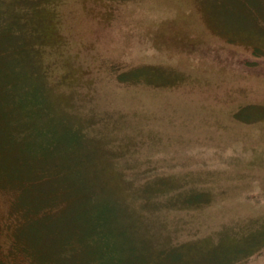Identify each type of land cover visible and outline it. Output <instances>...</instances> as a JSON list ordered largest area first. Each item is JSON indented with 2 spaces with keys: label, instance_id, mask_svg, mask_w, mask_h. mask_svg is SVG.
Listing matches in <instances>:
<instances>
[{
  "label": "rangeland",
  "instance_id": "374dc122",
  "mask_svg": "<svg viewBox=\"0 0 264 264\" xmlns=\"http://www.w3.org/2000/svg\"><path fill=\"white\" fill-rule=\"evenodd\" d=\"M24 2L43 37L27 91L4 94L0 152L33 103L34 156L53 138V158L71 162L59 169L98 202L89 220L112 254L97 258L264 264V0ZM27 165L0 159V264H42L31 195L46 182L30 185Z\"/></svg>",
  "mask_w": 264,
  "mask_h": 264
},
{
  "label": "trees",
  "instance_id": "16d2710c",
  "mask_svg": "<svg viewBox=\"0 0 264 264\" xmlns=\"http://www.w3.org/2000/svg\"><path fill=\"white\" fill-rule=\"evenodd\" d=\"M23 4L26 5L24 0H0V80L3 79V82L0 81V108L9 107L4 106L9 101L6 95H10L13 89L17 92L27 91L28 84L22 80L30 69L34 68L36 45L43 37L41 35L43 18H37L32 12L35 9L31 7L27 11ZM28 41L31 43L29 47L32 56L27 50ZM119 77L121 78L122 75ZM33 107H35L33 103L17 107L21 119L9 118L10 128L2 134L5 148L0 152V159L17 156L22 163L28 162L22 173L31 179L34 178L30 185L36 184L39 180L46 182L44 196H41V199H39L40 192L31 195L33 213L35 215L41 213L40 218L44 220V224L41 225L38 236L31 234L30 237L39 238L46 245L45 253L41 257L35 253L34 263L42 261V264H103L102 258L97 256L101 252L112 254V250L107 248L108 240L98 235V225H92L89 220L90 211L98 205V202L93 204V201L89 203L85 201L83 191L87 183L83 175L70 179L59 169L69 172L71 162L70 157L65 154V148L61 161L59 159L57 163V159L53 158V138L44 141V148L40 151L42 153L40 161L39 156H34L36 150L33 143L38 139L27 125L31 121L30 109ZM10 114H13L12 110L9 111ZM25 117L26 120L22 119ZM3 122L0 115V124ZM50 170L53 171L51 179L39 174H47ZM60 182L63 188L59 195L57 187ZM75 193L77 195L74 198ZM92 194L97 195L96 189ZM60 201H65L66 208L69 206L70 208L56 214L52 210ZM34 241L37 240H31L29 243ZM55 253H58V256L52 258ZM138 258L140 256L133 259L135 264H141Z\"/></svg>",
  "mask_w": 264,
  "mask_h": 264
}]
</instances>
